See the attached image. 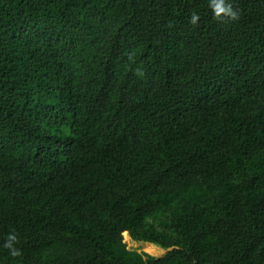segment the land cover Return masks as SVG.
I'll return each instance as SVG.
<instances>
[{"label": "trees", "instance_id": "trees-1", "mask_svg": "<svg viewBox=\"0 0 264 264\" xmlns=\"http://www.w3.org/2000/svg\"><path fill=\"white\" fill-rule=\"evenodd\" d=\"M211 2L0 0V264H264V0Z\"/></svg>", "mask_w": 264, "mask_h": 264}, {"label": "rangeland", "instance_id": "rangeland-1", "mask_svg": "<svg viewBox=\"0 0 264 264\" xmlns=\"http://www.w3.org/2000/svg\"><path fill=\"white\" fill-rule=\"evenodd\" d=\"M123 237V242L126 244L127 249L130 250H137L146 252L147 254L153 256V257H160L163 256L167 250H163L155 245L149 244V243H138L130 240L129 236ZM152 249V251H150Z\"/></svg>", "mask_w": 264, "mask_h": 264}, {"label": "clouds", "instance_id": "clouds-1", "mask_svg": "<svg viewBox=\"0 0 264 264\" xmlns=\"http://www.w3.org/2000/svg\"><path fill=\"white\" fill-rule=\"evenodd\" d=\"M211 8H212L214 16L217 18H221L223 16L234 18L236 16V13L232 10L231 4L227 3L226 0H212ZM191 19H192V22L195 23L198 17L197 15L193 14ZM14 238L15 237H12V239ZM13 254L15 255V253Z\"/></svg>", "mask_w": 264, "mask_h": 264}]
</instances>
